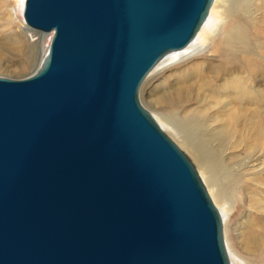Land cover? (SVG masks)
<instances>
[{
  "label": "water",
  "instance_id": "water-1",
  "mask_svg": "<svg viewBox=\"0 0 264 264\" xmlns=\"http://www.w3.org/2000/svg\"><path fill=\"white\" fill-rule=\"evenodd\" d=\"M213 1L25 0L53 34L30 77H0V264H230L194 166L139 101Z\"/></svg>",
  "mask_w": 264,
  "mask_h": 264
},
{
  "label": "bare ground",
  "instance_id": "bare-ground-1",
  "mask_svg": "<svg viewBox=\"0 0 264 264\" xmlns=\"http://www.w3.org/2000/svg\"><path fill=\"white\" fill-rule=\"evenodd\" d=\"M213 3L209 16L195 39L182 50L165 55L149 73L144 90L156 75L165 70L175 59H179V55H183L181 56L183 58L187 54L186 59L197 55L196 52L199 51L197 42L200 38L202 40L205 36H209L216 28L215 23L220 21V17H217L218 13L213 11L215 4L219 3L226 20L223 21L224 32L214 47L215 52L219 53L226 61L224 74L217 71L213 77H204L200 68L201 71H197V77L195 76L196 80L182 88L180 87L181 89L179 88L177 91L178 99H176L180 104H189L193 101L197 105L196 109L190 112L192 118L184 125L183 123L179 125L173 119L165 116L162 120L177 133L181 145L192 157L199 173L213 192L219 205L221 201L229 199L241 190L243 197L240 199L245 200L249 208L255 206L261 211L262 216L260 214L257 217H252L250 215L252 209H247L249 219L247 218L248 230L245 245L247 251L252 253L257 261L259 260L261 264H264V206L261 199V195L264 194V162L261 158L264 145V92L252 90L250 77L259 69L254 66L251 58L242 56L244 62L241 65L238 64L236 58L239 53L250 51L251 47L247 26L229 17L235 6L243 7V0H214ZM17 4L20 6V1L17 0ZM9 5V0H0V58L5 51L13 48L22 49L25 46L23 29L17 27V32L9 27L12 23L8 10ZM262 9L261 22L264 25V7ZM242 10L244 15L247 12L250 13L246 5ZM21 25L25 28L23 22ZM39 36L43 37V35ZM239 68L243 69L246 76H231L229 74ZM221 75H228L229 77L224 79L220 88L214 84V80ZM260 83L264 89L263 80ZM218 89H220L219 93ZM204 92L211 93L210 99L215 104H221L220 111L224 113L223 118H212L208 109H202V105L206 101ZM222 95L224 96L222 97ZM214 125L218 129L211 131ZM241 146L244 152H250L248 156L237 161L233 166H224L222 161L228 155L226 152L230 149L240 150ZM253 151H257L258 154ZM237 157L239 156L237 155ZM237 157H234L235 160ZM237 204L239 206L237 209L240 210L242 205L238 202ZM222 213H225L223 208L220 214L224 222L226 218Z\"/></svg>",
  "mask_w": 264,
  "mask_h": 264
},
{
  "label": "rangeland",
  "instance_id": "rangeland-1",
  "mask_svg": "<svg viewBox=\"0 0 264 264\" xmlns=\"http://www.w3.org/2000/svg\"><path fill=\"white\" fill-rule=\"evenodd\" d=\"M18 1H20V6L17 4V0H9L10 5L8 6V10L12 21L9 27L13 28L17 32V27L23 29L25 33V37H23L25 46L22 47V49L13 48L12 50L5 51L3 56L0 58V77L12 80H21L30 77L37 70L41 58H43L48 51V47L53 34V32L48 34H39L35 31L33 32L32 30H29L23 20L25 0ZM213 5L214 3L212 4L211 8L213 7ZM242 5L243 7L245 5L247 6V8L250 10L249 14L247 12L244 15V12L242 10L243 7L239 8L235 6L233 12L229 17L231 19L234 18L235 20H237V22L245 24L247 26V33L249 35L251 47L250 51L239 53L236 56L237 62L239 65H241L244 62L242 59V56L244 55L251 58L254 66L259 69L258 72L253 73V75H251L250 77L251 87L253 88L252 90H257V92L259 90H262L264 92L263 87L260 86V82L262 80L264 84V25L261 22L264 0H243ZM213 11L218 13L217 17H220V21L218 20V22L215 23L216 28L209 36H205L204 38H202V40L200 38V40L197 42V48L199 50L196 52L197 55L188 59H186L187 54L184 56L185 58H181V56L183 55H179V59H175V63H167L169 64V66L165 70H163L164 72L162 71L161 73L156 75L152 79V82H149L147 84L146 90H144V86L147 83L149 75L148 74L140 86L139 101L142 107L147 110L149 114L154 118L156 124L159 126L162 132L184 153V155L192 163L202 184L204 185V188L210 200L212 201L218 212H222V208L225 209V213L222 214L226 219H224V222L222 221V227L224 243L230 264H261L259 260L257 261V259H255L252 253L247 251L245 245V237L248 230L247 221L249 219V213L247 212V209L249 207L247 206L245 200L242 201V199H240L243 197V192L239 190L238 194L236 193L229 199H225L226 201H221V204L219 205L215 200L213 192L207 186L201 174L199 173V170L192 160V157H190L189 153L181 145L177 133L162 120L163 116H165L167 118L173 119L175 122L179 123V125L182 123L184 125L190 118H192L190 112L196 109L197 105L194 104L193 101L189 104H180L177 100V91L180 87L182 88L183 86L190 84L192 81L194 82L197 77V71H201L202 69L201 73L204 77H213V75H215V72L217 71L221 74H224L223 71L225 69L226 61L219 53L215 52L214 45H216L218 40H220L221 35L224 32L223 21H225L226 18L222 14L223 9L220 7L219 3L215 4ZM246 17L249 19L247 20ZM21 22L24 23L25 28L22 27ZM39 35H43V37H40ZM260 56L262 57V59ZM242 72L243 69L239 68L229 74L231 76H246L244 72ZM226 77L229 76L221 75V77L214 80V84L220 87ZM217 91L219 93L220 89H218ZM210 94L211 93L209 92L203 93L206 101H204L202 109H208V112H210L209 114H211L212 118L216 117L221 119L224 116V113L220 111L221 104H215V102L210 99ZM223 96L224 95H222V97ZM216 128L218 129L216 125L212 126L211 131ZM226 153H228V155L225 157V160L222 161V164L224 166H233V164H235L237 161L246 158L248 156V153L250 152H244L241 146L240 150L230 149ZM237 155L239 157H237ZM261 155L262 161L264 162V145ZM234 157H237V159L235 160ZM261 199L263 200L262 204L264 206V194L261 195ZM237 202L242 205V208L240 210L237 209L239 208ZM249 209L254 210H251L250 213L252 217H257V215L259 216L260 214L262 216L261 211L258 210V208H255V206Z\"/></svg>",
  "mask_w": 264,
  "mask_h": 264
}]
</instances>
